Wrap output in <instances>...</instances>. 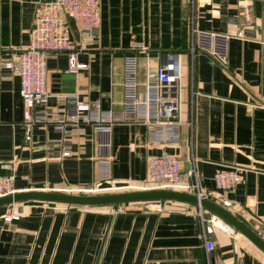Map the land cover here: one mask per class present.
<instances>
[{
  "label": "crops",
  "instance_id": "obj_1",
  "mask_svg": "<svg viewBox=\"0 0 264 264\" xmlns=\"http://www.w3.org/2000/svg\"><path fill=\"white\" fill-rule=\"evenodd\" d=\"M45 1L0 0L3 58L27 47L38 6ZM241 1L211 0L195 9L198 30L232 37L226 61L208 52H198L191 60L185 0H99V27L91 36L68 19L72 51L77 63L87 67L58 84L57 77L69 74L68 54L49 53L46 107L59 108L63 96L75 95L113 112L112 180L98 183L91 127L73 143L71 156L61 160L49 158L43 147L61 138L51 126L34 128L31 139H25L20 78L6 69H0V176L13 168L16 192L121 189L145 182L148 158L175 156L185 171L192 153L201 186L214 191L208 199L264 240V0H249L256 24L243 30L245 40L235 38L241 29ZM134 43H141L146 53L132 50ZM130 53L137 56L140 93L147 74L166 62L177 66L181 126L176 144L149 143L147 128L123 113V57ZM231 168L239 169L240 183L231 191H216L214 174ZM103 190L109 189L98 191ZM10 212L18 213L19 220L4 223L2 217ZM212 216L203 210L213 226L209 240L214 248L207 253L196 206L14 204L0 208V264H264L261 250Z\"/></svg>",
  "mask_w": 264,
  "mask_h": 264
},
{
  "label": "built area",
  "instance_id": "obj_2",
  "mask_svg": "<svg viewBox=\"0 0 264 264\" xmlns=\"http://www.w3.org/2000/svg\"><path fill=\"white\" fill-rule=\"evenodd\" d=\"M190 8V25L187 51L191 60L198 52H208L221 61H226L229 35L200 31L195 26V9L210 5L211 0H185ZM241 29L235 38L245 40L244 29L256 24L252 4L242 0L239 5ZM68 19L80 32L91 36L99 27V0H49L38 6L25 49L3 58L0 55V69L10 70L20 78L19 94L23 103L21 126L25 139H31L34 128L44 129L51 126L61 136L58 140L48 141L43 147L51 159L61 160L70 157L72 145L85 136L86 127H91L96 134L97 154L94 161L99 184L112 180L111 132L116 118L111 110H102L99 102L92 105L85 103L75 95H65L59 108L46 107L49 97L46 82V59L49 53L65 52L68 54V72L75 74L86 69L79 64L73 50V39L68 26ZM132 50L146 53L141 43H134ZM138 63L134 53L123 57V80L121 107L133 123L144 125L151 144H176L180 139V78L175 63L166 62L159 66L154 74H147L139 92ZM187 169L182 170L181 162L172 155L152 156L147 160L146 179L140 186H127L136 190H173L201 198L212 197L214 191L201 186L197 170V161L191 153L186 160ZM7 175L0 176V198L16 193L14 188L15 173L13 168ZM241 181L239 169L231 168L218 171L213 176L216 191L233 190ZM116 189L98 187L99 189ZM91 191V190H79ZM107 191V190H103ZM227 202L224 201V205ZM122 207V206H117ZM202 239L206 252L213 250L209 236L213 226L204 219L203 210L199 209ZM18 213L10 212L2 217L4 223L19 220ZM213 218V216H212ZM211 218V219H212Z\"/></svg>",
  "mask_w": 264,
  "mask_h": 264
},
{
  "label": "water",
  "instance_id": "obj_3",
  "mask_svg": "<svg viewBox=\"0 0 264 264\" xmlns=\"http://www.w3.org/2000/svg\"><path fill=\"white\" fill-rule=\"evenodd\" d=\"M56 79H60L56 81V83L59 84V81L73 80L74 76L69 73L61 75ZM66 92L69 93L71 91ZM28 202L86 207L122 206L130 203L143 202H178L188 204L210 212L223 223L227 224L229 227L246 237L264 253V240L252 231L246 224L217 203L206 198L199 199L198 197L187 193L173 190H134L98 195H76L54 191H23L1 197L0 208Z\"/></svg>",
  "mask_w": 264,
  "mask_h": 264
},
{
  "label": "rangeland",
  "instance_id": "obj_4",
  "mask_svg": "<svg viewBox=\"0 0 264 264\" xmlns=\"http://www.w3.org/2000/svg\"><path fill=\"white\" fill-rule=\"evenodd\" d=\"M99 187H101V186H99ZM81 190H91V191L73 190V191L63 192V193L76 194V195H98V194H107V193H117V192L134 191L136 189H133V188H121V189H119L118 188V189H110V190H107V191H92L93 189H81Z\"/></svg>",
  "mask_w": 264,
  "mask_h": 264
},
{
  "label": "bare ground",
  "instance_id": "obj_5",
  "mask_svg": "<svg viewBox=\"0 0 264 264\" xmlns=\"http://www.w3.org/2000/svg\"><path fill=\"white\" fill-rule=\"evenodd\" d=\"M212 219H218V218H216L215 216H213V218ZM221 224H223L227 229H229V227H228V225L227 224H225V223H223L220 219L218 220Z\"/></svg>",
  "mask_w": 264,
  "mask_h": 264
},
{
  "label": "trees",
  "instance_id": "obj_6",
  "mask_svg": "<svg viewBox=\"0 0 264 264\" xmlns=\"http://www.w3.org/2000/svg\"><path fill=\"white\" fill-rule=\"evenodd\" d=\"M28 203H33V202H28Z\"/></svg>",
  "mask_w": 264,
  "mask_h": 264
}]
</instances>
